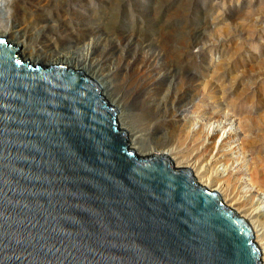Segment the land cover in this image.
<instances>
[{"label":"water","instance_id":"95a60500","mask_svg":"<svg viewBox=\"0 0 264 264\" xmlns=\"http://www.w3.org/2000/svg\"><path fill=\"white\" fill-rule=\"evenodd\" d=\"M189 167L139 154L95 81L0 37V264H262Z\"/></svg>","mask_w":264,"mask_h":264},{"label":"bare ground","instance_id":"6f19581e","mask_svg":"<svg viewBox=\"0 0 264 264\" xmlns=\"http://www.w3.org/2000/svg\"><path fill=\"white\" fill-rule=\"evenodd\" d=\"M45 1L12 0L11 25L0 30V37L13 45L23 60L40 66L65 64L92 78L115 109L118 124L127 132L131 148L143 155L163 153L176 166L191 168L199 183L217 191L227 205L248 220L264 264V199L259 196L260 193L264 196V156L245 161L244 139L230 136L221 122L214 125L211 118L218 113L203 112L202 105L195 103L199 96L213 97L215 87L212 74L207 75V56L198 59L191 51L196 36L206 33L194 26L193 14L181 15L177 8L181 0H164L152 12L137 16L129 8L130 23L123 25L116 38H111L110 33H96L86 42H71L63 51L42 58L31 48L35 37H28L26 27L21 26L26 19L33 21L32 5L67 17L95 11L75 8V0H67L63 6L59 0ZM120 1L125 0H114L117 5ZM108 10L104 28L114 33L117 11ZM173 13L176 14L172 17ZM180 19L182 23L178 24ZM173 24L178 27L167 29ZM37 31L43 34L48 28L39 27ZM74 37L81 38V34ZM70 48L80 49L79 56L64 52ZM190 105L196 113L205 114V118H199L198 127L193 123L197 119L178 118L179 112ZM250 119L243 123V127L249 126L244 130L245 136L251 125L260 124L257 118ZM235 138L233 142H240L230 146V140ZM218 164L222 165L221 170Z\"/></svg>","mask_w":264,"mask_h":264},{"label":"rangeland","instance_id":"374dc122","mask_svg":"<svg viewBox=\"0 0 264 264\" xmlns=\"http://www.w3.org/2000/svg\"><path fill=\"white\" fill-rule=\"evenodd\" d=\"M12 0H0V30L9 29L11 25L10 13L13 7ZM32 3L46 2L45 0H30ZM75 8L92 9L87 13L64 16L62 13H49L47 10L33 6L30 8L33 21L29 19L22 22L26 27V35L34 36L35 41L31 48L37 51L42 58L55 51H63L65 45L79 41L86 42L93 34H109L116 38L123 30V25L130 22L129 12L131 8L135 15L152 12L164 0H125L118 5L114 0H75ZM66 5L67 0H59ZM182 2V3H181ZM182 16L192 13L194 26L206 31L198 34L196 43L191 51L199 59L207 56L205 65L207 75L211 76L215 87V94L211 98H195L203 112H217L218 115L211 118L214 125L221 122L230 136L243 138V147L247 150L246 160L255 157L256 160L264 156V0H181L177 6ZM117 11L115 18L117 26L114 33L104 28V22L110 10ZM179 12V13H180ZM176 13H173L172 17ZM171 23H174L171 21ZM182 19L178 20V24ZM173 24L167 29L178 27ZM48 28L43 34L37 29ZM81 34V38L74 37ZM47 35V37L45 36ZM51 38V39H50ZM168 40V38H167ZM81 50L77 48L64 49V52L72 53L78 57ZM76 52V54H75ZM78 52V53H77ZM47 65V63H43ZM221 90V92H220ZM222 93V95H221ZM192 117L195 127L200 125V117L205 114L196 113L192 106L181 110L178 114L180 121ZM224 117V118H223ZM251 117L260 121L259 127L251 125L250 131L245 136L243 127L245 121H251ZM258 128V129H256ZM223 131V128L220 132ZM231 139L229 145L235 146L240 141ZM250 140V141H249ZM264 160V159H263ZM218 170L222 165L217 166ZM264 199L262 193L259 195ZM264 205V202H263Z\"/></svg>","mask_w":264,"mask_h":264}]
</instances>
